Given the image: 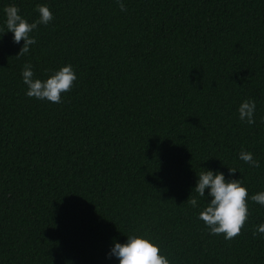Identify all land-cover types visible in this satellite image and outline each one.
I'll use <instances>...</instances> for the list:
<instances>
[{
	"label": "trees",
	"instance_id": "trees-1",
	"mask_svg": "<svg viewBox=\"0 0 264 264\" xmlns=\"http://www.w3.org/2000/svg\"><path fill=\"white\" fill-rule=\"evenodd\" d=\"M123 2L0 0L5 31L6 6L28 22L37 5L53 14L24 56L10 31L0 38V264H119L110 249L131 234L170 264H264V206L251 200L264 191V0ZM26 63L42 81L67 64L77 79L61 103L37 100ZM206 170L248 189L232 240L199 218Z\"/></svg>",
	"mask_w": 264,
	"mask_h": 264
},
{
	"label": "clouds",
	"instance_id": "clouds-1",
	"mask_svg": "<svg viewBox=\"0 0 264 264\" xmlns=\"http://www.w3.org/2000/svg\"><path fill=\"white\" fill-rule=\"evenodd\" d=\"M118 7L122 12L127 11L123 0H117ZM39 18L33 22L20 15V9L16 5L6 6V31L0 29V38L6 32L13 34V42L19 44L23 41L22 47L17 53L21 57L29 53L30 46L36 43V40L30 34L38 28L39 25H47L53 19V14L47 5H37ZM22 79L27 85L26 95L37 100H47L52 103H61L62 93L71 91L74 82L77 79L72 65L61 66L58 70L50 74L45 80L34 78L33 65L26 63L22 70ZM256 102L253 99L244 100L238 108L239 119L249 125L255 124L254 113ZM239 159L254 168L260 167V162L254 158L250 151L241 150ZM229 174L235 173L237 169L228 168ZM195 192L199 197L205 198V189H208L207 205L199 213V218L207 226L210 234L223 235L226 240H232L241 234V230L246 224L249 216L248 210V189L243 185L241 179L226 180L222 172L206 170L199 174L195 185ZM251 200L264 206V191L251 196ZM187 202L196 207L198 199L196 196L187 199ZM257 233L264 234V224L257 226L253 232L255 237ZM110 256H115L119 264H170L169 259L161 254L160 247L152 242L145 235L131 234L127 236L124 243L113 242L110 249Z\"/></svg>",
	"mask_w": 264,
	"mask_h": 264
}]
</instances>
